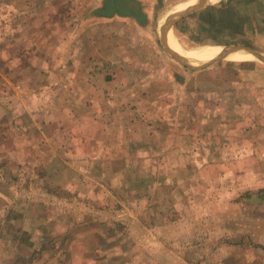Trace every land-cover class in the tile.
I'll list each match as a JSON object with an SVG mask.
<instances>
[{"label":"rangeland","instance_id":"rangeland-1","mask_svg":"<svg viewBox=\"0 0 264 264\" xmlns=\"http://www.w3.org/2000/svg\"><path fill=\"white\" fill-rule=\"evenodd\" d=\"M103 2L0 0V264H264V62L188 69Z\"/></svg>","mask_w":264,"mask_h":264},{"label":"crops","instance_id":"crops-1","mask_svg":"<svg viewBox=\"0 0 264 264\" xmlns=\"http://www.w3.org/2000/svg\"><path fill=\"white\" fill-rule=\"evenodd\" d=\"M110 1L114 3L115 5L119 3L120 4L126 3L130 7L134 6V9L136 10L137 14L133 16L132 14L123 15V14H120L119 12H112V13H109L110 15H105L103 10H105V8L108 7L107 6L108 0H104L103 4L99 5V7L97 8L98 11L96 12V15L98 17L105 18V20H113V19L124 20L129 23L132 22L134 24V27H139L141 30L149 29V37L151 38V41H152L151 36L153 35L154 26H157V24H160V26H163L168 18L177 16L178 14H184V17H175V19H173L174 22L172 23L170 28H167L164 32L163 37L166 42V47L170 49L171 51L173 50L168 45V40H167L168 33L170 34L172 33V35L175 37V40L177 41L176 32L182 34L183 36L190 35L191 37L194 35L195 32H198L197 34L203 32V34L206 37L204 39L206 43H202L200 40L199 43L201 44L199 45L227 47L230 45H239V43H236L232 38L227 37V35L224 37V36H221V34H224V33L228 34V31L229 32L237 31V34L241 35L242 33L244 34L248 32V30L251 31L253 29V27L249 25L247 22H244V21L240 22L238 20L237 22L234 21L235 15H232V11L234 10H233V7H231V5L227 2V0H215L212 2L209 0H204L205 2L204 1L203 2L205 3V6L202 9L195 11V12L190 10L193 7L183 8L181 7L183 6L181 4L179 5V7L175 9L174 12L168 15H166L167 13L166 1L167 0H149L148 2L146 0H110ZM186 1L187 0H185L184 2ZM199 1L202 2V0H199ZM246 1H258V2H261L264 6V0H246ZM199 5H201V3ZM162 15L163 17H161ZM209 33L211 35H215V34L217 35L215 37L214 36L211 37L209 36L210 35ZM254 37L257 38L258 41L264 40V35L257 34V35H254ZM160 38H161V33L158 36L159 40ZM197 42L196 40L193 41L194 44ZM244 47H247V46L244 45ZM163 49L165 50L164 47ZM240 53H244V52H240ZM232 54H237V53H231L230 55ZM167 55L169 54L167 53ZM230 55H228L227 58ZM249 55L252 56L251 54ZM182 58L184 59L185 62H188L184 57Z\"/></svg>","mask_w":264,"mask_h":264},{"label":"bare ground","instance_id":"bare-ground-1","mask_svg":"<svg viewBox=\"0 0 264 264\" xmlns=\"http://www.w3.org/2000/svg\"><path fill=\"white\" fill-rule=\"evenodd\" d=\"M209 1H215V0H209ZM201 3L199 0H187L184 2L181 7H195L198 6ZM175 8V7H174ZM173 8V9H174ZM176 9V8H175ZM164 14V13H163ZM162 17V16H161ZM160 17V18H161ZM161 22V20H160ZM167 40H168V45L169 47L179 54L180 56L184 57L188 62L189 65L191 66H199L203 65L212 59L216 58L219 56L223 50V47L221 46H211V45H200V46H195L194 48L190 49H183L181 46L178 45L177 41L175 40V37L172 35V33H168L167 35ZM244 52V51H240ZM235 52L237 54H232L230 55L227 59L232 60V61H252L255 60L252 56H250L247 53H240Z\"/></svg>","mask_w":264,"mask_h":264},{"label":"water","instance_id":"water-1","mask_svg":"<svg viewBox=\"0 0 264 264\" xmlns=\"http://www.w3.org/2000/svg\"><path fill=\"white\" fill-rule=\"evenodd\" d=\"M204 0H202L201 2V5L199 6H195L193 8H191L190 10L192 11H198L200 9H202L204 6H205V1L203 2ZM175 17H184V14H178L177 16H173L171 18H168L167 21L164 23L163 26H161L160 28V33H161V38H160V42H161V45L165 48L166 52L175 60L177 61L178 63H180L181 65H183L184 67H187L188 69H201V68H204V67H208L210 66L211 64L215 63L216 61H218L219 59H221L222 57L224 56H228L230 55L231 53H235V52H238V51H244L248 54H251L253 57H255L256 59L260 60V61H263L264 62V57L260 54V53H257L247 47H244V46H239V45H230V46H227L225 47L224 49V52H221V54L219 56H217L216 58L212 59L211 61L203 64V65H199V66H191L189 65L188 63H186L184 61V59L177 53L171 51L170 49H168L166 47V42H165V39L163 37L164 35V32L167 28H170V26L172 25V23L174 22L173 19H175Z\"/></svg>","mask_w":264,"mask_h":264},{"label":"trees","instance_id":"trees-1","mask_svg":"<svg viewBox=\"0 0 264 264\" xmlns=\"http://www.w3.org/2000/svg\"><path fill=\"white\" fill-rule=\"evenodd\" d=\"M108 7L105 9H108L107 11L103 10L105 15H110L109 13L112 12H119L120 14L126 15V14H131L136 12V10L133 7L128 6L126 3H119V4H114L110 0H108ZM119 7V8H118ZM114 9V10H113Z\"/></svg>","mask_w":264,"mask_h":264}]
</instances>
